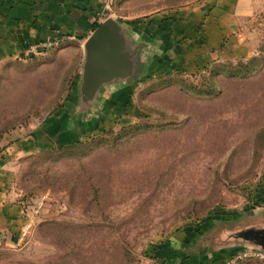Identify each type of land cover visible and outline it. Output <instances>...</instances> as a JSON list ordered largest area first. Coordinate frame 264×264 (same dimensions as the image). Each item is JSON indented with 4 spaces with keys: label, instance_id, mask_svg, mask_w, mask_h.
Here are the masks:
<instances>
[{
    "label": "rangeland",
    "instance_id": "374dc122",
    "mask_svg": "<svg viewBox=\"0 0 264 264\" xmlns=\"http://www.w3.org/2000/svg\"><path fill=\"white\" fill-rule=\"evenodd\" d=\"M222 1L107 2L90 30L75 21L0 61L3 190L26 221L0 264H264V0H239L216 58L187 64L196 10ZM107 18L140 51L84 120V42ZM45 120L59 124L53 144Z\"/></svg>",
    "mask_w": 264,
    "mask_h": 264
},
{
    "label": "crops",
    "instance_id": "0c3cea01",
    "mask_svg": "<svg viewBox=\"0 0 264 264\" xmlns=\"http://www.w3.org/2000/svg\"><path fill=\"white\" fill-rule=\"evenodd\" d=\"M113 1L124 2V0H0V61L15 54H25L27 45L33 40H41L45 37L59 38L64 34H72L75 21L85 26H83L84 31L90 30L91 24L96 22L97 15L101 13L102 6ZM239 5V0L233 3L231 0H223L215 11L207 12L206 8L196 10L197 39L190 47L191 51L187 52L190 55V58H187L189 66L201 68L213 61L218 43L228 38L232 30L231 21L238 14ZM74 15H78L80 21L75 20ZM165 18L161 21L162 26L157 23L164 30L159 31L157 25H151L150 28L163 32L167 37L171 33V23L167 17ZM150 19L156 22L158 16H152ZM180 30H175V33H180ZM168 38L171 39L172 36ZM70 113L67 120L70 119ZM47 121L41 124L39 130L42 132L38 133L43 140L53 144L54 141L49 135L57 131L59 124ZM80 126L73 128L68 121H65L64 129H67V135L72 136ZM28 143L31 149L35 148L36 143L32 139ZM1 167L2 164L0 165V245H8L9 242L20 239L16 234L24 228L26 221L18 217L21 207L6 200L8 196H5L3 181L7 173L1 170ZM262 229L264 230V222Z\"/></svg>",
    "mask_w": 264,
    "mask_h": 264
},
{
    "label": "water",
    "instance_id": "95a60500",
    "mask_svg": "<svg viewBox=\"0 0 264 264\" xmlns=\"http://www.w3.org/2000/svg\"><path fill=\"white\" fill-rule=\"evenodd\" d=\"M124 27L122 22L107 18L93 29L84 42L80 96L76 104L77 112L84 115V120L92 115L89 113H95L93 110L96 107L100 109V99L106 96L104 90L110 91L115 82H126L134 77L137 53L140 50L137 44L133 46V36H129ZM147 45L154 46V42H148ZM111 95L112 92L109 96ZM83 119L78 120L77 124L81 125ZM262 231L258 235L261 233L263 239L257 243L264 248V230Z\"/></svg>",
    "mask_w": 264,
    "mask_h": 264
},
{
    "label": "trees",
    "instance_id": "16d2710c",
    "mask_svg": "<svg viewBox=\"0 0 264 264\" xmlns=\"http://www.w3.org/2000/svg\"><path fill=\"white\" fill-rule=\"evenodd\" d=\"M97 25H98V24H95V25H94V28L97 27ZM243 66H244V68H245L246 66H248V64H244ZM105 132H106L107 134H112V130H107V131H105ZM74 148H75V146L73 145V146H69V147H66V148H58V149H64V150L66 149V150H70V149H74Z\"/></svg>",
    "mask_w": 264,
    "mask_h": 264
},
{
    "label": "built area",
    "instance_id": "2783aa9c",
    "mask_svg": "<svg viewBox=\"0 0 264 264\" xmlns=\"http://www.w3.org/2000/svg\"><path fill=\"white\" fill-rule=\"evenodd\" d=\"M259 255V254H258Z\"/></svg>",
    "mask_w": 264,
    "mask_h": 264
}]
</instances>
